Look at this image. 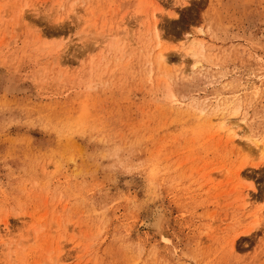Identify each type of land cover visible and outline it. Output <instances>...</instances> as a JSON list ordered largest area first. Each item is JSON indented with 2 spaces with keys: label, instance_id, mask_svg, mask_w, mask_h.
<instances>
[{
  "label": "rangeland",
  "instance_id": "374dc122",
  "mask_svg": "<svg viewBox=\"0 0 264 264\" xmlns=\"http://www.w3.org/2000/svg\"><path fill=\"white\" fill-rule=\"evenodd\" d=\"M0 264H264V0H0Z\"/></svg>",
  "mask_w": 264,
  "mask_h": 264
},
{
  "label": "bare ground",
  "instance_id": "6f19581e",
  "mask_svg": "<svg viewBox=\"0 0 264 264\" xmlns=\"http://www.w3.org/2000/svg\"><path fill=\"white\" fill-rule=\"evenodd\" d=\"M193 42V41H192ZM191 52V50H190ZM194 56H195V52H194ZM197 58V56H195ZM194 58V57H193ZM195 59V58H194ZM159 60L161 61H164L165 60V55L164 53H160L159 55ZM223 128H226L227 132H229L232 137L235 139V138H238L240 137L236 131L237 128H235L233 125L230 124V121L228 120H225L224 123H223ZM249 142L252 143L253 145H255V147L259 148L260 145H259V141L257 140L256 137L252 138V139H249ZM262 148V147H261ZM262 151V150H261ZM165 211V210H164ZM156 214V213H155ZM156 217V220L154 221V223H152V225L158 227V228H161L162 227V223H163V220L165 219L164 216L162 215V213H158ZM164 218V219H163ZM154 219V218H153ZM160 231V230H159ZM158 232V231H157Z\"/></svg>",
  "mask_w": 264,
  "mask_h": 264
}]
</instances>
